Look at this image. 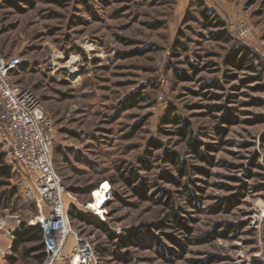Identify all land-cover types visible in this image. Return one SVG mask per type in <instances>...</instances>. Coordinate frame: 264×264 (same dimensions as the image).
I'll return each mask as SVG.
<instances>
[{
	"label": "rangeland",
	"instance_id": "obj_1",
	"mask_svg": "<svg viewBox=\"0 0 264 264\" xmlns=\"http://www.w3.org/2000/svg\"><path fill=\"white\" fill-rule=\"evenodd\" d=\"M0 55L21 57L11 80L54 122L97 264H264V0H0ZM4 161L0 264H42L13 234L49 208Z\"/></svg>",
	"mask_w": 264,
	"mask_h": 264
},
{
	"label": "built area",
	"instance_id": "obj_2",
	"mask_svg": "<svg viewBox=\"0 0 264 264\" xmlns=\"http://www.w3.org/2000/svg\"><path fill=\"white\" fill-rule=\"evenodd\" d=\"M23 62L19 56L0 55V145L10 163L34 177L27 196L49 208L47 216L41 213L34 221L44 231L46 258L42 264H97L95 244L73 227L70 218L76 203H67L68 192L54 164V122L33 89L11 80ZM71 237L74 244L68 253Z\"/></svg>",
	"mask_w": 264,
	"mask_h": 264
},
{
	"label": "trees",
	"instance_id": "obj_3",
	"mask_svg": "<svg viewBox=\"0 0 264 264\" xmlns=\"http://www.w3.org/2000/svg\"><path fill=\"white\" fill-rule=\"evenodd\" d=\"M223 37H225V35H223ZM240 52H242V56L239 60L235 58V61H234L235 64L241 67H247L248 69L255 71L256 65L253 62L252 52L249 49L245 48L244 46H240ZM217 86L221 88L219 84ZM136 100L137 99L135 98L132 99L130 103L128 104V106H134L136 104ZM173 120L177 124L182 122L180 116L177 114L174 116ZM181 131L183 132V134H186V132L188 131V127H185ZM189 143L192 146L194 153L198 156V158L200 159L206 158L205 154H203L202 151H200L199 148L196 146V143L193 141V139H191ZM4 156L5 154L1 152V145H0V176L6 179H9L12 177L11 167L5 163ZM176 162L178 163V161ZM180 173L186 174L185 164H182V166H180ZM129 176H130L129 178H131L133 182H137L139 180L137 172H135L134 170L131 171ZM171 214L175 216L177 220L178 218L177 214H175V212ZM70 218L72 220L78 219L82 222H86L88 220V217H86L84 214L79 212L75 207H72L70 210ZM98 223L101 226L105 225V223L102 222L100 219H98ZM13 235H14V242H13L12 248L14 251H18L21 245L33 244V243L37 244L36 250L38 254L36 255V258L38 259L40 263H43V261L46 258V251H45V244H44V238H43L44 231L41 225H38V224L37 225H23L21 228L16 230ZM101 251H102L101 253L104 252V250H101ZM97 252L98 251L96 249V253ZM257 264H262V263L258 262Z\"/></svg>",
	"mask_w": 264,
	"mask_h": 264
},
{
	"label": "bare ground",
	"instance_id": "obj_4",
	"mask_svg": "<svg viewBox=\"0 0 264 264\" xmlns=\"http://www.w3.org/2000/svg\"><path fill=\"white\" fill-rule=\"evenodd\" d=\"M67 199H68V198H67ZM100 203H101V198H99V199L97 200L96 203H94V204L91 203V204L88 205L87 207L90 208V209H92V210H94L95 208H97V207L99 206ZM38 219H39V221H42V220H41L42 217H39ZM2 224H4V222H2Z\"/></svg>",
	"mask_w": 264,
	"mask_h": 264
},
{
	"label": "crops",
	"instance_id": "obj_5",
	"mask_svg": "<svg viewBox=\"0 0 264 264\" xmlns=\"http://www.w3.org/2000/svg\"><path fill=\"white\" fill-rule=\"evenodd\" d=\"M13 237H14V235H13ZM69 242H70V244H69V247L67 248L68 253H70V251L73 247V244H74V240L72 237L69 239Z\"/></svg>",
	"mask_w": 264,
	"mask_h": 264
}]
</instances>
